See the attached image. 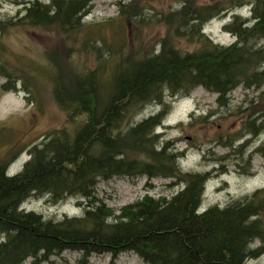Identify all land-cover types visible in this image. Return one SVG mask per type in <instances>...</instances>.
Returning a JSON list of instances; mask_svg holds the SVG:
<instances>
[{"label": "trees", "instance_id": "obj_1", "mask_svg": "<svg viewBox=\"0 0 264 264\" xmlns=\"http://www.w3.org/2000/svg\"><path fill=\"white\" fill-rule=\"evenodd\" d=\"M180 2V8L158 18L169 31L158 50L155 46L139 57L125 56L99 30H91L81 48L95 52V67L78 65L73 56L61 67L49 57L52 63L47 60L44 68L68 120L29 148L30 158L15 176L6 170L16 155L0 157V264H24L29 258L41 264L64 251L80 253L78 264H89L94 254L122 252L136 253L146 264H245L264 254V188L224 207L200 210L211 172L184 171L179 160L185 151L163 143L156 132L171 104L197 87L216 93L219 105L226 106L238 86H264V0ZM245 2L251 3V17L244 20L235 13L224 26L235 35L233 43L215 44L202 32L207 22ZM22 5L26 22L57 25L68 35L85 27L83 19L90 13L88 0H27ZM144 8L142 0L120 2L118 23L123 18L140 30L150 23ZM108 63L110 70H105ZM0 75L6 79L4 92L16 91L18 82L33 92L25 82L28 76L8 71L5 63ZM149 104L163 108L133 123ZM192 118L191 124L207 120L204 114ZM259 120L264 112L247 127L255 135L264 125L254 128ZM5 130L0 126V132ZM255 152L264 154V145ZM115 176L171 178L184 188L171 197L145 194L115 213L96 195L97 183ZM33 194H49L53 203L79 196L83 216L45 220L20 210ZM255 239L260 245L250 247Z\"/></svg>", "mask_w": 264, "mask_h": 264}, {"label": "rangeland", "instance_id": "obj_2", "mask_svg": "<svg viewBox=\"0 0 264 264\" xmlns=\"http://www.w3.org/2000/svg\"><path fill=\"white\" fill-rule=\"evenodd\" d=\"M26 1L0 0V64L5 63L7 70L17 76L27 75L29 79L25 82L33 91L27 93L23 84L18 82L16 91L4 92L2 85L6 79L0 75V126L6 129L0 132V157L16 155L13 169L17 172L29 159L30 147L41 143L46 135L67 124V112L54 99L52 82L44 68L49 57L57 59L60 62L57 65L61 67H67L70 56L77 57L78 65L95 67V52L81 48L82 41L91 30H99L107 42H114L118 49L121 47L125 56L133 54L131 56L139 57L155 46L158 50V43L169 33L167 26L159 23L158 18L169 10L181 7V0H142L150 23H145L137 30L126 19L121 18L118 23L119 3L131 0H88L90 13L83 19L85 27L68 35L62 33L57 25L35 27L23 20L25 12H21L22 4ZM197 1L203 3L212 0ZM250 8L251 3L245 2L236 10L227 12L222 17L225 21L215 19L210 22L207 30L222 42H230L231 36L222 32L224 22L232 21L235 13L244 20L250 18ZM123 41L125 44H121ZM94 44L98 45L96 42ZM108 58L104 54V59ZM105 70H110L109 63ZM217 97L216 93L197 87L190 95L178 98L171 104L157 129L163 143L170 141L178 150L185 151L180 162L184 171L211 172L206 183L202 210L214 205L224 207L264 188V154L255 152L264 145V120L257 121L256 126L253 124L254 128L263 125L257 136L254 134L252 137L246 130L252 125L254 117L264 112V86L249 89L238 86L231 92L230 103L226 106H220ZM165 100L169 102L171 99L166 97ZM162 108L160 104L146 105L132 118V122H140ZM195 112L206 115V122L191 124ZM173 183V179L163 177L115 176L101 179L96 185V195L115 213H119L122 207L145 194L171 197L184 186ZM79 204L82 206L78 197H68L53 203L50 197L33 196L25 206L46 218H63L81 214L82 207ZM259 245L260 242L256 241L252 247ZM80 259V253L64 251L41 264H78ZM24 264H33V261L29 258ZM89 264L146 263L136 253L122 252L117 256L94 254L89 258ZM247 264H264V254L250 259Z\"/></svg>", "mask_w": 264, "mask_h": 264}, {"label": "bare ground", "instance_id": "obj_3", "mask_svg": "<svg viewBox=\"0 0 264 264\" xmlns=\"http://www.w3.org/2000/svg\"><path fill=\"white\" fill-rule=\"evenodd\" d=\"M254 121V120H253ZM14 162L15 161H13L9 166H8V168H7V170H6V175L7 176H15L17 173H19L20 171H15L14 169H13V164H14ZM184 187H182L180 190H182ZM179 190V191H180ZM178 192V191H177ZM176 192V193H177ZM175 193V194H176ZM33 196H39V197H50L49 196V194H42V195H31L30 196V198L31 197H33ZM68 197H78L79 198V203H81L82 204V206L79 204V206H81L82 207V213L81 214H79V215H74V216H65V217H81V216H83V213H84V204H83V202H84V200L81 198V197H79V196H73V195H71V196H68ZM67 197V198H68ZM30 198H28L26 201H24L20 206H19V209L20 210H23V211H25V212H29V211H34V210H30V209H27L26 208V202L30 199ZM200 210H202V208H200ZM199 209H198V211H200ZM205 210V209H204ZM203 211V210H202ZM34 212H36V211H34ZM36 213H38V212H36ZM40 215H42L43 216V218L45 219V220H47V219H55V220H61V219H63V218H65V217H63V218H46L43 214H41V213H39ZM1 235V234H0ZM2 236V235H1ZM1 240H2V238H1ZM0 240V241H1ZM256 241H258L257 239H255V241H253L252 243H250V247H252L253 246V244L256 242ZM249 260H246L245 261V264H247V262H248Z\"/></svg>", "mask_w": 264, "mask_h": 264}, {"label": "flooded vegetation", "instance_id": "obj_4", "mask_svg": "<svg viewBox=\"0 0 264 264\" xmlns=\"http://www.w3.org/2000/svg\"><path fill=\"white\" fill-rule=\"evenodd\" d=\"M246 130H249L248 133H249L252 137L255 136L252 130L247 129V128H246ZM246 130H245V131H246ZM252 133H253V134H252ZM256 136H257V135H256ZM251 139H252V138H251ZM251 139H250V140H251ZM243 144H244V143H243ZM240 145H242V144H240ZM260 147H262V146H260ZM258 148H259V147H258Z\"/></svg>", "mask_w": 264, "mask_h": 264}]
</instances>
